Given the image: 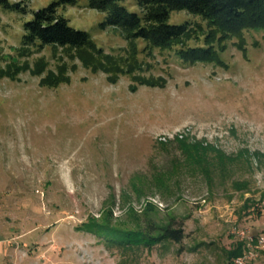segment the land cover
<instances>
[{
	"label": "rangeland",
	"instance_id": "1",
	"mask_svg": "<svg viewBox=\"0 0 264 264\" xmlns=\"http://www.w3.org/2000/svg\"><path fill=\"white\" fill-rule=\"evenodd\" d=\"M52 1L23 0L26 11L0 4V67L46 63L0 75V264H223L236 230L257 231L264 219V31L245 30L246 53L237 37L220 39L217 60L191 62L179 43L137 38L133 47L88 0L59 4L95 42L85 49L97 67L75 47L24 45V23ZM119 3L142 13L136 0ZM184 20L203 27L188 44H204L206 19L172 11L170 22ZM60 64L69 78L41 83ZM196 141L210 157L244 148L245 161L208 171L180 145ZM90 216L131 228L174 220L185 236L124 248L83 228Z\"/></svg>",
	"mask_w": 264,
	"mask_h": 264
},
{
	"label": "trees",
	"instance_id": "2",
	"mask_svg": "<svg viewBox=\"0 0 264 264\" xmlns=\"http://www.w3.org/2000/svg\"><path fill=\"white\" fill-rule=\"evenodd\" d=\"M76 0H53L48 5L33 11L31 19L24 23L25 33L22 42L24 45L40 43H56L62 46L75 47L80 51L86 62H92L94 65L101 66L99 62L93 60V55L85 49L91 46L97 48L95 42L91 39L86 30L72 26L68 19L58 11L61 3H74ZM142 7V13L128 9L120 4L119 0H88L90 7H95L107 11L105 19L101 22L103 27L107 25H119L125 31V36L135 47L137 38H144L150 44L159 47H170L175 44H181L180 55L188 61L197 60H217L218 50L215 41L220 39L236 38V44L246 53L244 44L245 30L256 29L264 31V0H136ZM0 4L11 9L26 11V4L23 0L12 2L11 0H0ZM187 10L191 13L199 14L206 19L208 29L205 33L204 44L190 45L188 40L194 35L199 34L203 27L196 28L190 20L181 22H170V16L174 10ZM257 44H259L257 42ZM98 58V57H97ZM101 62V61H100ZM98 63V64H97ZM100 64V65H99ZM60 72L54 70L48 71L41 77V83L56 85L61 80H67L69 75L62 71L63 65L60 64ZM46 63L43 59L36 62L31 67L28 62L17 64L9 63L5 68L0 67V75L8 74L16 77L22 68H30L33 72L41 73L45 69ZM133 65L126 70H131ZM121 69L122 67H117ZM116 74L112 79H116ZM140 82L149 84L157 83L154 79L139 77ZM183 150L189 156L191 161L195 160L208 171L214 169L226 172L231 163H243L245 149H240L236 154H221L216 150L215 155H211L208 150L210 145L199 141L189 143L181 142ZM218 157V161L214 157ZM258 156V154H257ZM239 157V158H238ZM259 157V156H258ZM243 161V162H242ZM260 161V157H259ZM233 184L237 188L248 189L246 180H234ZM250 198L246 199L244 205L248 207ZM152 207V205L150 204ZM174 221V220H173ZM173 221L166 223L155 219H146L145 225L137 227L121 226L113 223L110 219L103 220L90 216L83 222V228L98 233L106 238L111 245H121L124 248L140 249L147 247L151 249L155 244L165 241H181L185 236L183 225H176ZM244 242L236 239L233 245L227 250L226 258L232 257L243 252ZM263 256H261L262 258ZM260 258V259H261Z\"/></svg>",
	"mask_w": 264,
	"mask_h": 264
},
{
	"label": "built area",
	"instance_id": "3",
	"mask_svg": "<svg viewBox=\"0 0 264 264\" xmlns=\"http://www.w3.org/2000/svg\"><path fill=\"white\" fill-rule=\"evenodd\" d=\"M260 209L264 214V204ZM236 235L244 242L243 252L223 264H261L256 263V260L264 255V219L257 231L251 227H240L236 230Z\"/></svg>",
	"mask_w": 264,
	"mask_h": 264
}]
</instances>
